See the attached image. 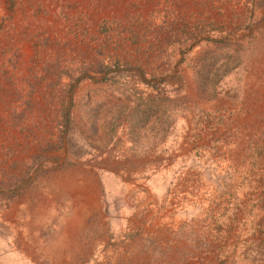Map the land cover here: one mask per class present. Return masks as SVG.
Listing matches in <instances>:
<instances>
[{"label": "rangeland", "instance_id": "1", "mask_svg": "<svg viewBox=\"0 0 264 264\" xmlns=\"http://www.w3.org/2000/svg\"><path fill=\"white\" fill-rule=\"evenodd\" d=\"M0 264H264V0H0Z\"/></svg>", "mask_w": 264, "mask_h": 264}]
</instances>
